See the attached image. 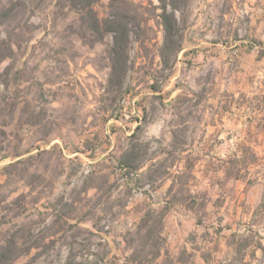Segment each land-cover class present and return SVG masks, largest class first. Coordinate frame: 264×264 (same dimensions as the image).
<instances>
[{
	"label": "rangeland",
	"instance_id": "374dc122",
	"mask_svg": "<svg viewBox=\"0 0 264 264\" xmlns=\"http://www.w3.org/2000/svg\"><path fill=\"white\" fill-rule=\"evenodd\" d=\"M159 3L94 5L101 20L123 8L141 23L131 83L116 99L113 35L92 42L70 0H34L8 31L0 26L16 49L0 61L10 68L0 75V243L16 235L28 249L13 264H124L146 205L173 197L174 176L187 189L168 207L157 264H264V0L178 10L185 49L155 91ZM180 129L186 150L169 156L165 176L152 186L124 177L115 159L133 133L154 155Z\"/></svg>",
	"mask_w": 264,
	"mask_h": 264
},
{
	"label": "trees",
	"instance_id": "16d2710c",
	"mask_svg": "<svg viewBox=\"0 0 264 264\" xmlns=\"http://www.w3.org/2000/svg\"><path fill=\"white\" fill-rule=\"evenodd\" d=\"M98 1L70 0L71 4L83 13L82 20L87 24L86 29L94 36L92 42L103 40L107 33H112L113 35V43L108 50L111 67L109 89L115 92L114 98L116 99L117 96L127 91V86L131 83L129 79L131 69L130 43L132 35L139 33L138 30L141 27V23L127 9L123 8L120 11L112 12L106 19L101 20L94 10V5ZM1 2L2 0H0ZM33 2L34 0H9L5 4L1 3L0 26H5L4 28L8 31L14 22L17 23L21 20V14ZM159 2L163 43L159 49L158 74L153 76V81L150 84V88L155 91H162L163 82L168 81L169 77L173 75L176 64L180 60V52L185 49V34L182 23L187 22V19L184 16L180 18L176 12L179 10L185 14L186 9L190 5V0H159ZM14 46L15 43L10 37H3L0 34V61L16 56ZM9 72L10 68H6L5 71H0V75L7 77ZM162 98L164 97L162 96ZM187 137L188 134L184 129H180L179 132L174 130L173 138L164 147V151L151 155L149 142L140 140L138 133L135 132L131 135L130 141L120 148V153L115 159L116 165L127 180L135 179L136 183L140 184L145 179V183L152 186L165 176L166 169L162 168H165V162L169 156L174 155L177 151L184 152L186 150ZM88 146L90 147H87L86 150L95 152L92 145ZM163 152L165 155L160 157ZM90 156L94 157L93 153ZM175 187L177 190L170 199L151 201L146 205L145 211L129 239L131 253L124 264H157L156 262L167 244L162 228L168 207L175 203L174 200L177 198H173L177 197L181 190L187 189L185 183H181L176 176L172 178L168 192L171 194ZM161 202L164 203L159 206L158 204H161ZM181 202H185L184 204L193 208L188 203V196L182 199ZM27 251L28 249H23L22 245L18 243L16 235H12L3 243H0V264H13ZM95 264L116 263L98 262Z\"/></svg>",
	"mask_w": 264,
	"mask_h": 264
}]
</instances>
